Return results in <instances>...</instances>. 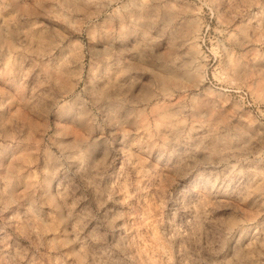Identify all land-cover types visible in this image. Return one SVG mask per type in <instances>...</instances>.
<instances>
[{
    "label": "rangeland",
    "instance_id": "obj_1",
    "mask_svg": "<svg viewBox=\"0 0 264 264\" xmlns=\"http://www.w3.org/2000/svg\"><path fill=\"white\" fill-rule=\"evenodd\" d=\"M0 264H264V0H0Z\"/></svg>",
    "mask_w": 264,
    "mask_h": 264
}]
</instances>
